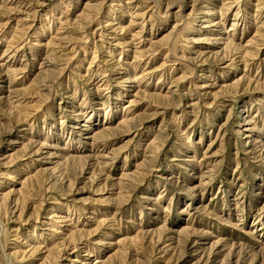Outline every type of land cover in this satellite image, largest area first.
Wrapping results in <instances>:
<instances>
[{
	"label": "rangeland",
	"instance_id": "obj_1",
	"mask_svg": "<svg viewBox=\"0 0 264 264\" xmlns=\"http://www.w3.org/2000/svg\"><path fill=\"white\" fill-rule=\"evenodd\" d=\"M88 1L0 0V264H264V0Z\"/></svg>",
	"mask_w": 264,
	"mask_h": 264
},
{
	"label": "bare ground",
	"instance_id": "obj_2",
	"mask_svg": "<svg viewBox=\"0 0 264 264\" xmlns=\"http://www.w3.org/2000/svg\"><path fill=\"white\" fill-rule=\"evenodd\" d=\"M53 1V0H52ZM97 0H89L88 1V3H86L85 4V6L88 8V9H90V10H93L97 5H99V4H94L95 2H96ZM170 1V0H169ZM59 2V1H58ZM99 3V2H98ZM214 11L212 10V9H208V10H206L205 12H203V15L205 16V17H207L208 19L209 18H211V16H213L214 15ZM210 21V20H209ZM213 20H211L210 22H208V21H203L204 23H205V25H204V28L206 27V28H208V29H206V30H210V31H215L216 29V27L218 26V22H212ZM220 23V22H219ZM207 25V26H206ZM220 27V26H219ZM209 32V31H208ZM207 33V32H206ZM208 41H211L210 42V44H212L213 43V45H223V46H227V45H230V44H227L228 42H226V41H224V39H222L220 36H218V34L214 37V38H212V39H208ZM227 44V45H226ZM231 46V45H230ZM236 47H238V48H236L235 49V51H236V54H242L244 51H243V48L242 47H240V46H236ZM246 51V50H245ZM249 54V53H248ZM197 56H198V58H199V60H201V62H202V64L204 65V64H206V63H204V62H206L207 61V59L209 58V56L211 55V53H207V52H199V53H197L196 54ZM241 56H243V55H241ZM222 58H224V57H222ZM203 59V60H202ZM230 61V60H229ZM125 81H127V80H125ZM127 82H129V81H127ZM5 86V85H4ZM207 86L205 85V86H203V88L205 89ZM202 88V89H203ZM244 110H240V112H243ZM126 121H128V120H126ZM125 121V122H126ZM251 126H253L252 125V123H251V121L250 120H248L247 118H244V117H242L241 119H240V126H239V131H238V133H240V131L242 130V131H247V132H252V128H251ZM108 128L106 127V128H103L102 130L103 131H105V130H107ZM100 132L101 131H99V132H91V133H88L87 135H85L84 136V138H82V139H85L86 141H84V143H86V144H88V143H95L96 142V140H97V137H98V135L100 134ZM259 142V141H258ZM256 140H255V138H253V136H251L250 134H246L245 136H244V142H243V147H244V153L245 154H251V153H254L255 151H257V149H258V151L260 150V152H261V154H264V145H259V144H257L258 143ZM39 146H41L42 148H49V149H54L55 150V147L54 148H52V147H50V146H42V145H39ZM60 152H64V148H60V150H59ZM50 151H48L47 153H44L43 154V157H41V159H47V158H51V160H49V162H50V164H52L55 168H57V167H59L61 164H62V162H64V161H62V160H64V159H67L66 157H64V155L61 153H57V152H53V153H49ZM38 154V149L37 150H35L34 151V155H37ZM264 157V156H263ZM182 231H186V229H182Z\"/></svg>",
	"mask_w": 264,
	"mask_h": 264
}]
</instances>
